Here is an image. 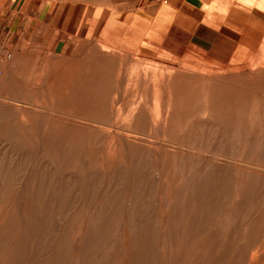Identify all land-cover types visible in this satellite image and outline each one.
Instances as JSON below:
<instances>
[{"label":"rangeland","instance_id":"1","mask_svg":"<svg viewBox=\"0 0 264 264\" xmlns=\"http://www.w3.org/2000/svg\"><path fill=\"white\" fill-rule=\"evenodd\" d=\"M24 1L65 17L50 55L0 45V264H264L262 17ZM162 1L169 33L132 42Z\"/></svg>","mask_w":264,"mask_h":264},{"label":"crops","instance_id":"2","mask_svg":"<svg viewBox=\"0 0 264 264\" xmlns=\"http://www.w3.org/2000/svg\"><path fill=\"white\" fill-rule=\"evenodd\" d=\"M220 2L221 0H217L212 6L217 13L215 21L219 20V14L226 15L228 12L227 6L220 5ZM236 2L237 8L232 11L233 14L230 13V19L226 22L227 27H235L234 18L244 20L249 11H252L251 19L255 16L254 13L262 17L264 26V13L260 9L248 5L244 0H236ZM254 2L259 3L260 1L255 0ZM146 8L139 15L132 17L131 25L127 29L130 40L135 42L137 39L139 45L146 41L156 43V39L163 34L165 37L176 19L175 8L172 3H167V1H162L155 12ZM64 17L65 14L53 5L45 3L34 5L24 0H0V45L17 53L22 48L25 52L29 49V45L37 44L41 48L42 56L45 53L50 55L60 41L61 24L59 19H64ZM74 18L73 14H69L68 34L76 30ZM256 27L258 26L254 28ZM262 42L264 46V40ZM23 45H28V47H23Z\"/></svg>","mask_w":264,"mask_h":264},{"label":"bare ground","instance_id":"3","mask_svg":"<svg viewBox=\"0 0 264 264\" xmlns=\"http://www.w3.org/2000/svg\"><path fill=\"white\" fill-rule=\"evenodd\" d=\"M244 1H245V3H247L248 5L253 6L255 0H248V1L244 0ZM259 3H260V2H259ZM256 8L260 9V10L264 13V0H263V4H261V5H257ZM253 67H254V66H253Z\"/></svg>","mask_w":264,"mask_h":264}]
</instances>
